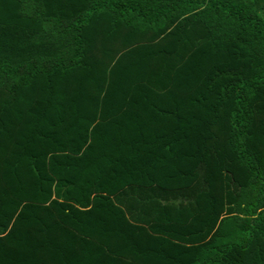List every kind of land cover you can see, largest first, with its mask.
<instances>
[{"label":"trees","instance_id":"1","mask_svg":"<svg viewBox=\"0 0 264 264\" xmlns=\"http://www.w3.org/2000/svg\"><path fill=\"white\" fill-rule=\"evenodd\" d=\"M0 264H264V0H0Z\"/></svg>","mask_w":264,"mask_h":264}]
</instances>
